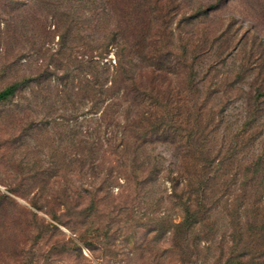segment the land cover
Masks as SVG:
<instances>
[{"label":"trees","instance_id":"trees-1","mask_svg":"<svg viewBox=\"0 0 264 264\" xmlns=\"http://www.w3.org/2000/svg\"><path fill=\"white\" fill-rule=\"evenodd\" d=\"M152 2L159 1L108 0L107 5L90 8L100 26L91 21L89 29L95 35L85 37L90 52L85 60L86 99L90 113L99 117L91 132L96 137L84 146L86 158L77 161H88L92 182L102 179V186L90 193L87 214L97 209L100 201L110 202L109 196L115 190L110 181H118L120 189L124 188L118 194L122 200L111 207L120 217L117 230L132 229L129 224L146 193L143 188L160 180L168 181L169 192L155 204L161 206L167 200L168 209L150 227L170 234V251L176 264H264L261 56L257 64L248 62L247 70L246 62H242V70L234 79L225 75V88L221 89L216 71L233 56L228 52L229 46L221 53L219 50L231 40H225L226 30L213 38L200 39L191 50L188 41L177 53L164 37L169 28L166 10ZM66 8L68 21L58 19L56 23L62 45L57 55L67 61L68 69L75 70L81 66L73 57L76 44L68 43L74 29L80 31L87 25L80 27L74 5ZM107 12L109 23L101 30ZM203 13L207 9L200 8L181 22L193 21ZM112 48L116 49V61L104 62ZM174 75H178V86L173 85ZM238 82L246 84V89L240 88V95L235 87ZM21 85L14 81L3 88L0 104L15 97ZM232 90L244 103L243 119L235 125L229 120L231 99L218 96ZM213 98H219V102L212 104ZM165 144L174 147L176 159L167 169L160 161L164 156L155 152L158 145ZM75 145L81 147L78 140ZM97 169L106 172L98 177L101 172ZM142 226L136 222L134 229ZM110 230L108 223L105 237L110 243L104 249L117 255L118 250L113 247L118 231Z\"/></svg>","mask_w":264,"mask_h":264},{"label":"rangeland","instance_id":"rangeland-1","mask_svg":"<svg viewBox=\"0 0 264 264\" xmlns=\"http://www.w3.org/2000/svg\"><path fill=\"white\" fill-rule=\"evenodd\" d=\"M107 1L0 0V91L14 81L22 83L15 97L0 104V264H176L170 234L150 227L168 209L167 200L155 205L169 192L168 181L143 188L146 193L131 218L132 229L117 230L120 217L111 207L122 200L118 194L124 188L120 189L118 181H110L115 189L110 202L100 201L97 209L86 211L90 193L101 188L102 179L93 183L88 161H77L86 158L84 146L96 137L91 132L99 117L90 113L86 99L85 60L90 52L85 37L95 35L89 29L91 21L100 26L91 6L107 5ZM158 1L152 5L166 10L169 28L164 37L173 51L180 53L188 41L191 50L200 39L213 38L221 30H226L225 40H231L219 48L220 53L228 46L241 48L239 52L230 48L233 56L216 71L219 88H225V75L234 79L241 72L242 62L247 70L248 62L256 63L261 56L264 65V0ZM66 5H74L80 27L87 25L80 31L74 29L68 43L76 44L73 57L81 66L75 70L68 69L67 61L57 55L62 45L56 23L68 21ZM200 8L207 13L181 22ZM102 21L101 30H105L109 12ZM100 35L98 30L96 36ZM103 60L115 62L116 49ZM177 77H172L175 86L179 85ZM242 83L235 86L239 95L240 88L246 89ZM218 96L231 99L229 120L240 123L243 98L234 90ZM218 102L219 98L212 99V104ZM77 140L80 148L75 145ZM174 151L169 144L157 146L155 152L164 156L160 161L165 169L174 165ZM136 222L143 226L134 229ZM108 223L110 232L118 231L113 247L117 255L104 249L110 243L105 237Z\"/></svg>","mask_w":264,"mask_h":264}]
</instances>
